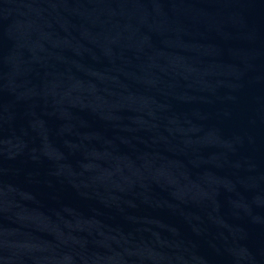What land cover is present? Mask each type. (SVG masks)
Here are the masks:
<instances>
[{"label": "water", "instance_id": "obj_1", "mask_svg": "<svg viewBox=\"0 0 264 264\" xmlns=\"http://www.w3.org/2000/svg\"><path fill=\"white\" fill-rule=\"evenodd\" d=\"M0 264H264V0H0Z\"/></svg>", "mask_w": 264, "mask_h": 264}]
</instances>
